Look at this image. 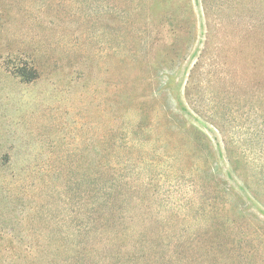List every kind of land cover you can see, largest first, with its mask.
<instances>
[{
  "label": "rangeland",
  "instance_id": "obj_1",
  "mask_svg": "<svg viewBox=\"0 0 264 264\" xmlns=\"http://www.w3.org/2000/svg\"><path fill=\"white\" fill-rule=\"evenodd\" d=\"M0 264H264V0H0Z\"/></svg>",
  "mask_w": 264,
  "mask_h": 264
},
{
  "label": "trees",
  "instance_id": "obj_2",
  "mask_svg": "<svg viewBox=\"0 0 264 264\" xmlns=\"http://www.w3.org/2000/svg\"><path fill=\"white\" fill-rule=\"evenodd\" d=\"M179 120H180V118L176 117V115H174L173 111H166L165 112L164 122H165L166 131L164 133L165 134L164 137L166 139L171 141L172 139H176L177 137H179V135L187 133V130H189V129L187 128L186 123L183 122L184 120L181 122ZM161 125L162 124H160L159 127H161ZM162 127H163V125H162ZM165 127H164V129H165ZM191 132H193V131H191ZM107 202H108V204L110 203V201H107Z\"/></svg>",
  "mask_w": 264,
  "mask_h": 264
}]
</instances>
